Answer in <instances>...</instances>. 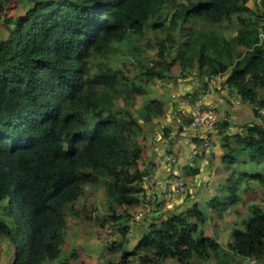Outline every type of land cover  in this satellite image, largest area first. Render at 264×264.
Masks as SVG:
<instances>
[{"label": "trees", "instance_id": "trees-1", "mask_svg": "<svg viewBox=\"0 0 264 264\" xmlns=\"http://www.w3.org/2000/svg\"><path fill=\"white\" fill-rule=\"evenodd\" d=\"M11 1L0 0V264H90L77 250L66 256V209L78 208L90 184H101L109 199L103 225L123 216L138 226L145 219L148 230L139 235L123 224L125 241L117 239L112 252L120 257L111 264H264V208L247 207L238 194L249 183L264 189V0L260 12L248 0H28L23 14L9 13ZM197 19L202 26L189 28ZM224 21L238 30L227 36L220 31ZM148 27L160 33L147 41L150 62L137 57L135 75L113 66L111 55L125 35L141 36ZM174 62L184 75L208 78L204 86L227 76L229 87L255 106L245 131L224 133L222 162L229 173L204 199L190 191L184 175L164 177L182 176L188 185L170 196L168 184L158 181L156 188L148 180L153 167L144 166V128L166 113L148 83L166 78ZM140 97L147 100L135 114ZM148 181L154 185L146 188ZM176 197L184 200L181 211L155 213ZM238 203L237 212L246 210L248 219H235L225 241L205 231ZM144 205L151 211L135 218L140 211L134 209ZM129 238H135L131 246Z\"/></svg>", "mask_w": 264, "mask_h": 264}, {"label": "crops", "instance_id": "crops-1", "mask_svg": "<svg viewBox=\"0 0 264 264\" xmlns=\"http://www.w3.org/2000/svg\"><path fill=\"white\" fill-rule=\"evenodd\" d=\"M226 78L227 76L217 75L208 82L213 85V89L210 88L211 92L207 93L206 102L215 105L221 116L220 124L213 135L212 143L215 147L213 154L208 153L206 148L203 149L201 146L205 136L204 130H197L190 126L193 102L198 97L200 86L203 84L198 72L192 71L183 76L179 75L175 81L167 79L166 87L165 81L159 88V92L153 96L165 102L166 113L156 119L159 122L154 126L149 124L145 126L140 142L144 148V166L150 165L148 167L150 169L153 167L148 179L153 180L156 188L160 185L157 182H163L168 174V177L184 175L191 178L189 179L190 191L202 192L204 199L211 187L216 188L219 178L227 177L222 162L223 135L245 131L254 120L255 106L230 88ZM224 126H227L229 130L224 129ZM165 130L169 132L168 135H165ZM194 152L197 153L194 154ZM167 154L171 155L172 159L169 165L164 164L167 166L166 172H162L164 169L158 170L164 165L157 166V171L155 165ZM190 173L194 174L190 175ZM182 203H184L183 198L176 197L174 201L170 200L159 206L160 210L155 213L167 210L179 212L185 206H178ZM175 208L178 209L175 210Z\"/></svg>", "mask_w": 264, "mask_h": 264}, {"label": "rangeland", "instance_id": "rangeland-1", "mask_svg": "<svg viewBox=\"0 0 264 264\" xmlns=\"http://www.w3.org/2000/svg\"><path fill=\"white\" fill-rule=\"evenodd\" d=\"M28 0H13L7 5V10L9 13L12 14H23L26 7L29 5ZM260 0H248V4L251 6V8L257 10L258 9ZM170 17V14L168 15V18ZM191 25V26H190ZM201 27L202 21L199 19L192 20L189 24L190 27ZM2 29L0 25V30ZM220 31H224L227 36H231L234 34L235 30H238V26L235 24H231L228 21H224L221 25ZM157 31L152 29L151 27H148L145 34L141 36L130 34L129 36L126 34L124 37V40L121 44L118 45V50L113 55H111L110 63L115 66L122 68L123 70H126L127 74H137L139 73L137 71L136 63L138 61L137 57L141 56L140 59H142L145 62H150L152 54H150L149 51H147V41L149 38H151L153 35L156 34ZM131 33V32H130ZM159 35L160 33L157 32ZM127 36V37H126ZM138 49H141L140 51ZM177 50L173 51V55H175ZM137 59V60H136ZM179 59H182V57H179ZM184 75L183 72H181V67L178 62L173 63V68L170 73H167L166 78L164 79H158V78H151L148 83V89L150 91V96H155L157 92H159V88L164 84V82L169 80H177V76ZM208 81V78H205L203 82ZM161 84V85H160ZM167 81L165 82L166 87ZM209 87V88H207ZM206 88V89H205ZM213 89V85L211 83H208L207 86H204V84H201L200 90L205 91L206 94L211 92ZM139 99V100H138ZM136 100V107L132 106L131 110L137 114L134 108H140L146 100L147 97L144 98H138ZM196 100V98H195ZM194 100V101H195ZM194 103V102H193ZM124 105L123 101L117 102V108H122ZM93 128V124H89V129ZM203 149L206 148L205 145H201ZM159 161V166H163L162 163ZM143 168V166H141ZM249 166L245 165L243 167V170H248ZM224 173H229V171H225ZM150 180V179H148ZM149 183V181H148ZM250 185H244L242 190L238 191V194L242 196V199L247 200V207L251 205V203L255 202L259 206L264 208V189H262L261 185L259 183H249ZM154 185V184H153ZM246 188V189H244ZM86 195L82 196L79 201L76 203V207H72L70 204L67 206V212L69 213V221L71 220V226L69 228L68 232V243L66 246V256H70L73 250H77L79 254L90 257L88 262L90 264H111L118 260L120 257V253H114L112 252V248H118L116 245V241L118 239L121 244L124 243V239L121 237V227H123V224H131V227L133 230L139 231V235H142V233H146L147 229L146 226L143 225V222L145 219H143L141 222V225H137L132 218V220L128 219L127 217H121L119 221H114L109 218L108 222H105V224H110L111 226H114L118 231L117 233L114 232L112 235H110V232H104L102 227L103 220L102 218L104 216H108L110 214L109 211V199L107 198L106 194L104 193V190L101 187V184H90L86 187ZM215 192V188L211 187L209 193ZM151 197H146L147 200H149ZM175 199V198H174ZM204 203V200L201 201ZM143 204V203H142ZM185 207V206H184ZM76 208V209H75ZM150 207H138L137 209L131 208L130 212L133 211L136 213V211H140L135 215V218H139L141 215H143V212L145 213ZM239 208V203L236 205H232L226 212H222V222L216 223V227L213 225L214 222H208L206 226H204L205 231H207L208 234H217L218 237H220L221 242L226 240L225 237V231L226 228H230L233 223H236L234 220H245L249 214H247V211L241 210V212H237ZM152 209V207H151ZM151 209H149L147 212H150ZM178 208H175L177 210ZM175 211L169 210V213L172 214ZM210 212V210H209ZM120 213L124 215L123 208L120 210ZM211 213V212H210ZM160 214V213H157ZM150 216V215H148ZM217 218V217H216ZM219 218V216H218ZM220 219V218H219ZM248 219V218H247ZM212 220H215V218H212ZM243 225H234L233 228H231L229 233V239L226 241L227 243L230 240L231 232L236 228H243ZM138 228V230H137ZM135 234V233H134ZM130 241V243L128 242ZM127 244L131 246L135 242V238L133 240L130 238L128 239ZM3 242L0 243V245ZM122 246V245H121ZM3 247V246H2ZM5 250V249H4ZM4 250L0 249V256L4 255ZM162 264H180L175 259H169L168 261L162 263Z\"/></svg>", "mask_w": 264, "mask_h": 264}, {"label": "built area", "instance_id": "built-area-1", "mask_svg": "<svg viewBox=\"0 0 264 264\" xmlns=\"http://www.w3.org/2000/svg\"><path fill=\"white\" fill-rule=\"evenodd\" d=\"M206 99H207V94L206 92H204L198 95V97L194 101L191 112L192 121L190 126L197 130H204L205 132L204 145L208 149V152L212 153L215 151V147L212 143L213 133H215L217 130L218 123L221 120V116L216 106L213 104H207ZM171 159L172 156L167 154L160 160L161 161L160 163H162V165H164L165 163L169 164ZM160 183L168 184L170 196L182 194L185 192V190L188 187L185 178L182 176H177L172 181H168V182L163 181ZM152 184L153 182L147 183L146 188H148ZM149 196L152 198L151 195ZM103 230L104 232L107 231L110 232L111 235L112 228L106 226Z\"/></svg>", "mask_w": 264, "mask_h": 264}, {"label": "clouds", "instance_id": "clouds-1", "mask_svg": "<svg viewBox=\"0 0 264 264\" xmlns=\"http://www.w3.org/2000/svg\"><path fill=\"white\" fill-rule=\"evenodd\" d=\"M213 142H214V139H213ZM204 144V142H203ZM207 152H208V149L206 148ZM215 152V151H214ZM214 152L210 153V154H213ZM197 152H194V154H196ZM209 153V152H208ZM141 217V216H140Z\"/></svg>", "mask_w": 264, "mask_h": 264}]
</instances>
